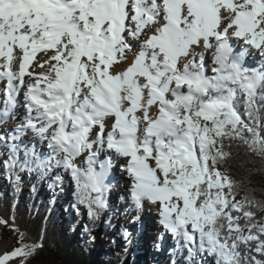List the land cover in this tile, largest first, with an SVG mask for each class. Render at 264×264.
Wrapping results in <instances>:
<instances>
[{"label":"snow or ice","instance_id":"obj_1","mask_svg":"<svg viewBox=\"0 0 264 264\" xmlns=\"http://www.w3.org/2000/svg\"><path fill=\"white\" fill-rule=\"evenodd\" d=\"M222 9L229 13L223 27ZM149 25H154L152 34H145L130 66L111 74V67L132 50L125 33L139 40ZM262 25L264 0H0V58L5 61L0 80L7 82L3 116L14 115L18 87L26 86L29 115L11 139L31 130L51 149L43 159L34 149H25L20 157V145L12 144L5 166L10 172H42L55 160V166L70 173L89 217L98 219L110 164L99 161L98 154L106 148L110 156L127 158L124 171L132 179L135 207L142 208L144 201L159 203L164 228L180 237L190 254L206 252L216 264H241L237 249L248 241H259L255 250L264 254L258 235L264 227L252 234L256 226L246 225L249 235L242 234L238 221L254 214L244 210L247 201L232 202L234 182L216 166L230 155L223 152V138L244 139L245 130L252 138L244 142L264 153V138L256 130L264 69L248 67L244 51L230 44L235 37L262 48ZM201 43L214 49L213 75L205 74L203 53L199 62L193 58L178 67L190 47ZM17 48L22 55L14 72ZM49 51L47 60L37 61L46 70L29 72L36 54ZM26 75L34 82L25 85ZM241 96L252 125L235 107ZM153 106L156 115L150 116ZM85 154L87 168L81 169L74 161ZM233 211L242 217H234ZM40 247L22 243L0 257V264L17 257L26 264Z\"/></svg>","mask_w":264,"mask_h":264},{"label":"trees","instance_id":"obj_2","mask_svg":"<svg viewBox=\"0 0 264 264\" xmlns=\"http://www.w3.org/2000/svg\"><path fill=\"white\" fill-rule=\"evenodd\" d=\"M244 99L242 96L239 97L240 102L236 103L235 107L241 119L252 125L253 121L248 117ZM256 107V130L264 138V100L258 97ZM243 137L244 139L223 138V152L230 155L216 166L234 182L232 190L235 193V203L247 201L244 210L254 214L250 220H246L242 217V212L231 213L234 217H242L238 223L243 229L242 234L247 232L246 236H248L246 225L256 226L252 228V234H258L257 229L264 227V153L253 151L244 142L245 139L250 141L252 138V134L247 130L243 132ZM12 144L11 137L0 134V181L5 185V188H0V221L4 222L0 223V237L5 235L14 238L13 250L21 247L22 243L42 244V247L28 258L26 264H142L136 260L129 262L120 260L128 237L123 227L112 229L115 226L112 220L117 218V215L107 201L108 185L103 194L104 208L100 210L99 218L88 217V220L84 221L82 212L87 207L78 201L75 190L71 191V199L65 204L54 196L44 198L39 194L40 188L52 194L59 186L54 176H51L53 169H60L55 166V160L52 161L53 166L50 169L42 172L8 170L4 161L8 158ZM24 150L25 148L20 146L18 154L20 157L24 155ZM25 172L30 176V180L25 197H21L23 186L16 177L20 178ZM92 195L96 194L92 193ZM80 220L82 228L76 233ZM100 227L102 236L100 239H110V243L105 245V250L95 258L92 248H95L97 237L91 233ZM21 234H23L22 240ZM75 234L81 237L79 241L75 239ZM258 235L260 240H264V234ZM258 243L259 241H248L246 244H239L237 250L241 253V264H255L257 260L264 264V254L255 250ZM160 250L159 246L153 247L155 259L160 258ZM167 253L170 254V251L168 250ZM195 254L204 255L208 261L216 264L215 257L206 252H195ZM183 264L197 263L191 257H185Z\"/></svg>","mask_w":264,"mask_h":264},{"label":"rangeland","instance_id":"obj_3","mask_svg":"<svg viewBox=\"0 0 264 264\" xmlns=\"http://www.w3.org/2000/svg\"><path fill=\"white\" fill-rule=\"evenodd\" d=\"M150 2L151 0H149V3ZM157 2L159 3L160 0H157ZM227 14L229 13L227 12ZM223 15L225 18V14ZM130 26L133 28L135 27V25L131 24V22H130ZM153 28L154 25H149L148 27H146L142 32L139 40L133 39L131 36L125 33L128 42L132 45V50L126 53L125 58L121 60L120 63L114 64L111 67L110 69L111 74L115 75L114 74L115 68L124 69L130 64L129 62L130 58L140 49V45L142 41L146 39L145 34L148 35L150 32H152ZM229 32H232V29ZM142 35L144 36L142 37ZM232 38L235 39V37H231V42H233V46L234 47L236 46L239 49L236 51L242 50L244 46L240 45L241 40L236 39V41H232L233 40ZM14 53L22 54L20 53V50L18 48L14 49ZM49 53L52 54V52L50 51ZM247 53H248L247 54L248 57L245 61V64L248 67L259 68V70L264 69V57H259V56L254 57L251 51H248ZM197 59L198 58L196 57L195 60L199 62ZM258 61L262 62L263 66H261ZM212 62H213V57L211 59V63H209V65L207 67L205 66L204 68L205 70L207 69L206 70L207 75H213ZM35 63H33L32 65L35 68V70L38 71L39 68ZM183 64L184 63L181 62V64H179L178 67L180 68L183 67ZM15 82L16 81H14V84H16ZM0 89H2V87ZM4 97L5 96L3 92L1 93V97H0V103L2 104V106H4V99H5ZM16 99L19 101L17 107L20 108L23 114H27L26 108L24 107V98L20 94V88H18V91L16 93ZM1 108L2 107L0 105V134H4L7 137H12V135L16 133V129L22 124V122L26 121V118L21 117L22 119H18L15 116L14 117L3 116V110ZM34 122L37 123V125L39 126L40 123L39 121H34ZM107 129L108 128L106 127V131ZM31 135L33 136L34 133L31 132V130H27L26 132L20 135L18 140H12V143L19 144L20 146H23L25 149L28 148H30V150L34 149L35 152L39 154L42 159L47 157L49 154H51V149L48 147V142L46 140L39 141L38 142L39 146H38L31 141L30 137H28ZM98 155H99V161L108 162L107 158L105 159L102 153L99 152ZM85 157L86 154L77 157L76 160L74 161V163L81 169L87 168V165H83L82 163H80L84 161ZM149 163L151 164V166L155 167L154 161H149ZM121 165L123 164H121L119 161L111 160L109 164L111 169L107 170V179L105 181L106 184L110 185L107 189L108 192L107 201L114 209L115 214L117 215V218L112 220L113 223L115 224V226L112 229H118L121 226L124 228V231L127 233V237H128V239L125 241L126 246L123 251L122 258H120V260L122 262H129L131 260H136L142 264H183V260L185 257H191L196 261L197 264H212L210 261L206 259L204 255H197L195 254V252L190 254L188 250L189 246L180 237L174 236L172 233H170L168 230L164 228L163 224L161 223L159 203L156 204L155 212H157V214L156 213L152 214L151 211H153L152 210L153 207L148 203H146V201H144L142 208H140L138 212L135 211L134 215L136 216V218L132 221V216L127 214V210L124 212V208L125 209L129 208L127 203L124 202L130 201L128 198L130 188L129 186H125V185L126 183L128 185H131L132 180L130 178L126 179L121 176L122 173H125V175L127 174V172L124 171V169L120 168ZM96 168L97 170H99V162L97 163ZM218 169L222 174L226 175L221 168ZM51 174H52L51 176H54V178L57 180L59 186H57L56 189L53 190L52 194L49 191L45 192L43 188H40L39 194L44 198L48 196L50 197L54 196V198L59 199L63 204H65L66 202H68V200L71 199L70 193L72 190H75V183L72 180L70 173L66 171L63 167H60V169L57 170L53 169ZM29 180H30V176L26 172L22 174L19 178V183L21 184V186H23L21 197H25L27 193ZM0 188H5V185L1 183V181H0ZM233 203H235V201H233ZM131 212H134V209L131 210ZM82 215H83V220L87 221L89 217L88 210L85 209L82 212ZM145 220H149V224L146 223ZM81 228H82V221L80 220L76 233L80 231ZM100 232H101V227L99 229L93 230L91 233V235L97 237L95 248H92L93 253L95 254V258H97V256L101 254L102 251L105 250V245L110 243V239L107 238L100 239L102 237ZM243 235L246 236L247 232H245ZM142 236L145 238L143 240H140V237ZM75 239L79 241L81 237L75 234ZM8 241H11V248L8 249V253H11L13 251V246H14L13 237H6L5 235H2L0 237V247L1 245H3V243L5 244ZM140 242H144L146 243V245ZM154 246L161 247L160 251L162 253L161 252L159 253L163 256L162 257L163 259H160L161 256L159 258L160 260L154 258L153 256ZM168 250L170 251V254L166 253V251ZM20 259L21 257H17L16 259L9 260L7 264H19Z\"/></svg>","mask_w":264,"mask_h":264},{"label":"bare ground","instance_id":"obj_4","mask_svg":"<svg viewBox=\"0 0 264 264\" xmlns=\"http://www.w3.org/2000/svg\"><path fill=\"white\" fill-rule=\"evenodd\" d=\"M223 14H225V17H227L229 14H227V11L226 10H224V9H222L221 10V16H223L222 17V27L223 26H225L227 23H228V21H227V19L226 20H224V15ZM227 14V15H226ZM262 26H264V25H262ZM231 29H229V31H230ZM231 32H229V35H231L230 34ZM152 34V32H150L149 34H148V36H150ZM144 35H142V37H143ZM233 40L232 41H236V38L234 39V38H232ZM240 45H243L245 48H246V50L247 51H251V53H252V55H254V57L255 56H259V57H264V54H262V53H264V46L262 47V48H260V49H257V48H255V47H252V46H250V45H246V44H244V42L241 40L240 41ZM242 48V47H241ZM140 51V49L136 52V53H138ZM213 51H214V49H205L204 47H203V44L201 43L200 45H192L191 47H190V49H189V54H188V56L187 57H181L180 58V63L179 64H181V62H183V63H185V62H187L188 60H191V59H193V58H198L197 60L199 61L200 60V55H201V53H203L204 54V57H205V59H204V64H205V66L207 67L208 65H209V63H211V59H212V57H213ZM241 51V50H240ZM135 53V54H136ZM19 53H14L13 55H14V59H13V61H12V70L14 71V72H16V71H18V64H19V58H20V56L22 55V54H19ZM135 54L134 55H132V57L130 58V64L132 63V61L134 60V58H135ZM248 54V53H247ZM52 54H50L49 52H48V54H46L45 52H38L37 54H36V56H35V58L33 59V61H32V64L33 63H35L36 65H37V61H40V62H42V61H44V60H47L48 58H49V56H51ZM247 55H245L244 56V62L246 61V59H247ZM261 61V60H260ZM5 61L2 59V58H0V65H2L3 63H4ZM259 62V61H258ZM52 63H55L54 61L52 62ZM213 63V62H212ZM130 64L128 65V66H130ZM179 64H178V66H179ZM259 64L261 65V66H263V63L262 62H259ZM127 66V67H128ZM126 67V68H127ZM39 69H38V71H36L35 70V68L33 67V65H31L30 67H29V69H28V71L29 72H32L33 70L35 71V73H42V72H44L45 70H46V68H47V65H45V68H40V67H38ZM126 68H124V69H121V68H115L114 69V74L116 75V74H119V73H121V72H123ZM182 68V67H181ZM255 69H257V70H259V68H255ZM0 70H3V69H0ZM110 71V70H109ZM204 71H206L205 69H204ZM207 75V74H206ZM24 80H25V85L27 84V83H30V82H34V80H32V79H30V77L29 76H25L24 77ZM17 85L19 84V81H16L15 82ZM6 84H7V82H6V80H0V88L2 87V89H1V93H3L4 91V89H6ZM41 86H43V85H41ZM18 88H20V94H21V96L24 98V102H25V107H26V104H27V99H26V92H27V87L26 86H24V87H18ZM18 95V94H17ZM15 100H16V107H15V113H14V115H12L13 117L15 116L16 118H18V119H22L21 117H27L29 114H28V112H27V114H23L22 113V111L20 110V108L19 107H17V99H16V96H15ZM126 104H127V102H125ZM26 111H27V109H26ZM156 107L155 106H153L152 108H150L149 109V115L150 116H155L156 115ZM32 115L33 116H35L36 115V113L35 112H33L32 113ZM137 116H140L141 118H142V113L141 112H137ZM11 117V116H10ZM108 123H110V120L109 121H106V124H108ZM140 127H141V130H142V128H144V127H146V125L143 123V121H142V123H141V125H140ZM108 130H110L109 128L107 129V131ZM138 135H142V131L140 132V133H138ZM28 137H30L31 138V141L35 144V145H38L39 146V144H38V142L39 141H41L40 140V138L38 137V136H36L35 134L32 136H28ZM95 147H98V146H95ZM100 153H102L103 155H104V157H105V159L107 158V160L109 161H111V160H114V161H119L121 164H123V165H121V169H124V166H125V164H126V159L127 158H123V157H120V156H116V155H109V153H108V150L105 148L104 150H102V151H100ZM80 163H82L83 165H87V163H86V158L84 159V161H82V162H80ZM109 169H111L110 168V166L108 167V170ZM121 176L123 177V178H130L131 179V177L129 176V174L127 173L126 175H125V173H122L121 174ZM132 180V179H131ZM132 183V182H131ZM132 185V184H131ZM131 185H128L127 183H126V185L125 186H129V188H131L130 186ZM129 202H124V203H127V205L129 206V208L128 209H125L124 208V212L127 210V214L128 215H130V216H132V221L136 218V216L134 215L135 214V211L136 212H138L140 209H137L136 207H135V205H134V203L132 202V200H131V196H130V192H129ZM146 203H148L149 205H151L152 207H153V211H151V213L152 214H157V212H155V210H156V204H153V203H151V202H148V201H146ZM134 209V212H131V210H133ZM145 222L146 223H148L149 224V220H145ZM189 232H191V227L189 226ZM145 237H140V240H143ZM146 242V241H145ZM140 243H144V242H140ZM147 243V242H146ZM146 243H144V245H146ZM11 248V241H8L7 243H3V245H1V247H0V257H2L3 255H5V254H7L8 253V249H10Z\"/></svg>","mask_w":264,"mask_h":264}]
</instances>
